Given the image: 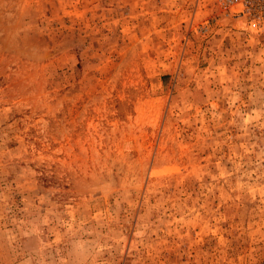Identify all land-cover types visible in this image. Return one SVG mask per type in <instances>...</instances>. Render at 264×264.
I'll return each instance as SVG.
<instances>
[{"label": "rangeland", "instance_id": "374dc122", "mask_svg": "<svg viewBox=\"0 0 264 264\" xmlns=\"http://www.w3.org/2000/svg\"><path fill=\"white\" fill-rule=\"evenodd\" d=\"M0 264H264V0H0Z\"/></svg>", "mask_w": 264, "mask_h": 264}]
</instances>
